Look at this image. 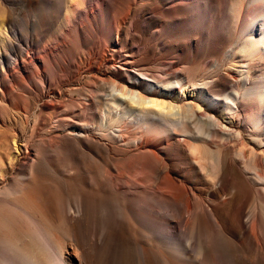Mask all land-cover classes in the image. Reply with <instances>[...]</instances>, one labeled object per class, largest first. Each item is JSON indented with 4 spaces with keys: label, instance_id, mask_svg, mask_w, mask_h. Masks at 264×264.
I'll use <instances>...</instances> for the list:
<instances>
[{
    "label": "bare ground",
    "instance_id": "obj_1",
    "mask_svg": "<svg viewBox=\"0 0 264 264\" xmlns=\"http://www.w3.org/2000/svg\"><path fill=\"white\" fill-rule=\"evenodd\" d=\"M54 1L57 9L62 0ZM64 6L52 47L32 52L26 42L23 61L0 62V115L12 106L23 121L10 139L0 133V264H264V153L208 107L223 97L221 109L234 112L228 122L242 119L262 147L264 86L239 84L224 96L234 72L195 80L188 68L182 82L153 65L164 69L174 46L192 65L204 47L234 39L243 64L259 59L264 0ZM148 21L154 27L143 30ZM101 68L124 77L99 80L69 103L45 101ZM95 100L107 107L98 124Z\"/></svg>",
    "mask_w": 264,
    "mask_h": 264
},
{
    "label": "rangeland",
    "instance_id": "obj_2",
    "mask_svg": "<svg viewBox=\"0 0 264 264\" xmlns=\"http://www.w3.org/2000/svg\"><path fill=\"white\" fill-rule=\"evenodd\" d=\"M64 3L65 0H62V4H58V8L56 9L55 5L57 4L55 1L53 2V0H38V3L34 4L33 7H28L25 0H0V62L14 65L17 61H23L26 54V42H29L30 45L31 43L33 44V46H31L32 52L37 51L39 46L41 47L45 42L48 46L52 47L54 45L53 39L64 25L63 23L66 16V6H64ZM151 27L153 28L154 26L149 21L148 25L142 24L143 30L146 28L149 30ZM218 28H220V25ZM228 28L229 25L226 26V29ZM256 28L257 26L254 29ZM64 29L65 25L63 26V31ZM204 31L206 33L210 32L209 27H205ZM37 34L42 35V38L38 41H36ZM236 42L237 41L234 39V41L229 40L226 43H219L215 48L204 47L192 65L180 63V58L182 57L181 53L177 51L174 46L172 47L175 52L173 55L174 57L169 59L170 61H168V65L164 69L159 65L161 61H156L153 65L156 67L160 66L159 68H156L159 72H167V75L165 76L168 78L177 76V78L172 81L177 80L182 82H185L186 78H190V76H188V68H192L195 80L209 77L214 78L221 75L225 76L228 73L232 74L234 72L237 76L235 80L227 86L226 91L223 92L224 96L235 94L238 91L239 84L246 85L251 83V88L264 86V56L259 57V59L251 61L248 64H243L238 58L239 55L235 45ZM109 45L110 48H112L111 43ZM166 47L163 43H160L157 51L163 53L166 51ZM86 48H90V43L85 46L80 44L77 52L82 54ZM140 48L143 50V46H140ZM76 55L78 57V54ZM233 59H236L235 63H232ZM116 66L118 67L120 64ZM184 67L186 70L182 71V68ZM116 70L101 68L96 71L82 73L78 79H69L60 89L59 93L56 92L54 96H51V98H48L45 101H52L58 104L63 101L69 103L70 99L76 100L91 88L94 89V87L103 86L99 83V80L118 81L122 76L124 77L123 71L121 74L116 73ZM134 76L137 77V74L134 73ZM129 78L131 84L136 82L133 77L129 76ZM137 79L140 80L141 77H138ZM222 98L223 97L212 100L213 102L210 104L211 106H208L209 108L213 106V108L216 109V113L213 115L220 121H223L228 127L231 126L233 130L240 132L243 136L242 142L246 143L245 146L247 148L249 147V149H252L254 147L257 149V153H264V143L262 144V147L257 146V138H259L257 135H253V140H251V136L247 135L248 132H246L242 125V119L240 121V119L236 118L238 121H232V123L228 122V119L231 118V115H234V112L231 114L229 110L221 109L223 105ZM23 101L24 100L20 101L18 107L23 104ZM40 108H36L35 112H39ZM106 108L105 101L97 100L96 102L95 100L92 107L95 115L91 118L93 123L98 124L102 121L98 114L99 112L106 110ZM5 109L0 115V121L2 119L6 123L3 121L4 125L0 127V133H6L8 139H10L13 137V133L17 132V129L20 128L23 121H20L16 116H14L15 118L12 117V106H9L6 110ZM262 121L264 122V118ZM27 125L28 129L25 135L21 136L22 143H25L29 136V129L31 127L30 122H28ZM262 130L264 132V123L262 124L261 131ZM232 142V145L242 147L235 141Z\"/></svg>",
    "mask_w": 264,
    "mask_h": 264
}]
</instances>
